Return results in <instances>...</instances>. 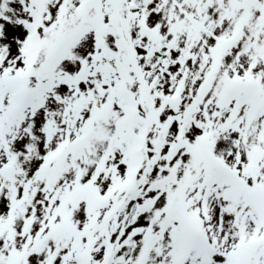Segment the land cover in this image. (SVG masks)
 <instances>
[{
	"label": "snow or ice",
	"instance_id": "obj_1",
	"mask_svg": "<svg viewBox=\"0 0 264 264\" xmlns=\"http://www.w3.org/2000/svg\"><path fill=\"white\" fill-rule=\"evenodd\" d=\"M0 264H264V0H0Z\"/></svg>",
	"mask_w": 264,
	"mask_h": 264
}]
</instances>
